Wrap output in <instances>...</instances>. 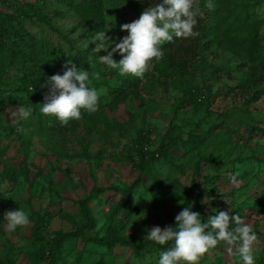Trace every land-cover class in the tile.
<instances>
[{"label":"rangeland","instance_id":"obj_1","mask_svg":"<svg viewBox=\"0 0 264 264\" xmlns=\"http://www.w3.org/2000/svg\"><path fill=\"white\" fill-rule=\"evenodd\" d=\"M5 1L12 5L22 1L35 4L41 15L50 19V26L27 19L25 30L54 47L63 57L80 50L90 51L97 59L91 67L97 66L102 77L89 76V87L106 92L100 96L98 111L93 114L82 111L78 125L58 135L40 124H48L52 118L41 114L44 100L37 99V95L42 97L48 89L41 88L33 77L32 85L25 90L21 82L24 67L18 60L3 67L0 72V100L4 104L0 113V258L6 246L3 236L7 235L17 248L22 247L19 252L7 254L14 264H43L42 253L49 251L51 245L56 246V252L48 257L53 264L95 262L102 249L80 238L64 241L57 238L73 232L82 222L77 202L85 199L91 189H104V192L88 201L95 227L83 235L85 238L103 235L99 228L121 199L112 187H132V195L123 206L127 211L123 235L131 236L136 243L143 242L153 227L162 230L174 227L176 215L191 207L200 214L202 223L219 211L239 215L260 235L253 246V256L260 251L259 255L264 257V96L245 102L254 91L264 87H250L248 100L236 94L237 87L244 83L251 40L243 27L226 17L220 0H212L213 10L204 7L206 0H200L199 16L212 18L213 27L220 33L226 30L227 39H222L221 34L219 39L201 40V43L207 41L208 48L199 50L191 70L183 76L161 64H150L145 76L138 79L135 97L126 98L118 107L112 106V91L122 83L118 71L99 62L106 52H93L95 45L91 44L84 48V42L95 33L88 31L74 12L57 0H0V12H8ZM101 2L107 22L106 35L111 38L108 51H111L128 35L121 31V26L139 19L145 9L160 0ZM249 5L257 30L259 63L264 66V0H250ZM54 10L62 16H53ZM113 59L118 63L122 57L113 53ZM95 72L92 70V75ZM21 107L32 108L27 120L17 115ZM19 125L22 131H18ZM143 131L150 132L147 151H154L164 142L170 154L154 160L148 158L138 171L131 164L133 141ZM139 177L141 180H137ZM193 178L195 182L191 186ZM18 209L29 214L30 223L10 233L4 215ZM56 210L72 217L73 223L54 216ZM118 210L120 215L116 219L121 218L124 209L119 205ZM42 214L51 216L45 229L41 224ZM234 227L230 225V229ZM30 231L36 233L39 244H25L23 236L28 237ZM226 248L223 242L219 243L199 264H241L239 257L229 256ZM160 253L151 248L134 252L128 247L115 246L112 256H105L104 262L158 264Z\"/></svg>","mask_w":264,"mask_h":264},{"label":"trees","instance_id":"obj_2","mask_svg":"<svg viewBox=\"0 0 264 264\" xmlns=\"http://www.w3.org/2000/svg\"><path fill=\"white\" fill-rule=\"evenodd\" d=\"M38 1L43 2V0ZM57 3L63 4L67 9L74 12L88 31L94 33L97 31L108 32L101 0H57ZM220 3L223 10L226 12V17L231 19V22L233 20V23H238L239 27H243L244 30L248 32V39L251 40L250 51L246 57L248 65L247 70L245 71L244 83L237 87L239 91L236 93L239 96H242V100H248L246 96H248V90L250 87H264V66L259 63L256 41L257 30L253 23V13L250 9L251 6L249 5L250 0H220ZM4 6H7L8 12H0V72L3 70L4 66H9L16 60L20 61L24 67L21 82L23 83L25 90L28 89V86L32 85L33 77L37 79V84L40 85L41 88L48 89L46 86L47 81L55 74L62 75L63 64L68 62L74 63L78 69L86 70L89 73V76H94L92 75V70H96L95 73H99V77H102L97 66L93 68L91 67V65L96 64L97 59L93 57V54L90 51L80 50L63 57V55L54 47L41 41L35 35L25 30L23 25L27 19H35L37 22L50 26V19L45 15H41L40 10L35 4L22 1L16 3V5H12L5 1ZM53 16L60 17L62 14L54 10ZM196 19L197 24L193 30L197 35L186 39L174 38L172 42L165 43L161 46L163 57L159 60H153L151 64H161L165 68L171 69L179 75H186L191 70L199 50L201 48H208L207 41L201 43V40H205L207 37L219 39L221 34L222 39H227L226 37L229 36L226 30H223L222 33H220L217 27H213L214 22L212 21V18L208 16H197ZM90 57L92 58L91 60H89ZM117 76L122 83L112 91V106L115 107L122 105L126 98L135 97V90L139 79L131 76L121 77L118 73ZM47 93L48 92L43 94L42 97L37 95V99L44 100ZM262 96H264V89L254 91L251 94L249 101L245 102L257 101ZM3 107L4 104L0 100V113L2 112ZM126 115H128L127 112ZM82 121L84 122L83 124H86L84 120ZM78 122L79 121L72 120L69 121L66 126H61L59 121L55 117H52L48 124H40L41 126H46L50 133L61 135L72 128L74 129L78 125ZM17 128L21 129L20 125L17 126ZM149 134L150 132L147 131L140 132L133 141L134 155L131 158V164L138 171L143 169L145 166V160H148V158L154 160L157 156L166 157L170 154L167 150L168 147L164 142H160L154 151H147V137ZM198 140V142L201 141V139ZM193 175V177H195L197 172ZM137 180H141L140 177ZM194 182L195 179L193 178L190 182L191 186L194 185ZM112 189L115 193L117 192L121 198L116 205H121L124 210L122 211L120 219H116L117 216L120 215V211L118 210L119 205L109 213L106 222L101 228H99L103 235L92 238H85L83 235L84 231H91L95 227V220L89 210L88 201L95 198V194L100 195L104 192V189H91L85 199L77 202L82 222L73 232L63 233L59 235L57 239L64 241L66 239L71 240L80 238L81 240L90 242L99 249H102L100 255H98L99 258L91 264H105L104 257L112 256L111 254L113 253L115 246L121 248L128 247L134 252L146 250L147 248L163 252L172 247V242H169L166 245H158L146 238L143 242L136 243L131 236L123 235L125 225V220L123 219L127 214V211L123 206L132 195V187L128 189L112 187ZM191 191L192 190H189L188 192ZM1 208L2 206L0 203V211ZM53 214L54 216L59 215L61 219L64 220L66 218L68 220L70 219L73 223L72 217L68 214L62 213L58 210ZM40 218L41 224L43 225L42 228L45 229L51 216L49 214H42ZM256 235L260 236L257 233ZM3 237L6 246L4 248L3 256L0 258V264H14V259H9L7 254L19 252L22 247L17 248L16 245L9 240V236L4 235ZM23 239L27 246L40 243V239L34 231H30L28 237L23 236ZM54 252H56V246L54 245L49 247V251L45 253L43 251L42 255L45 254L43 263L53 264L48 257H52ZM259 252L260 251H258L256 257H254L255 264H264V257L259 255ZM253 253L255 254L254 250ZM238 261L241 263L239 259Z\"/></svg>","mask_w":264,"mask_h":264},{"label":"clouds","instance_id":"obj_3","mask_svg":"<svg viewBox=\"0 0 264 264\" xmlns=\"http://www.w3.org/2000/svg\"><path fill=\"white\" fill-rule=\"evenodd\" d=\"M200 0H160L155 6L143 11L139 19L121 26L128 35L111 47V38L104 31H97L84 42V48L95 45L93 52L104 51L99 62L109 69L117 70L121 77L143 78L153 60L163 57L161 46L172 42L174 38H189L197 35L194 27L197 16L201 15ZM213 10L212 0L204 5ZM113 53H119L122 59L117 63ZM99 79V73L94 74ZM48 93L40 105L45 117H55L61 126L69 121H79L82 111L93 114L99 109L100 96L105 89L89 87V73L78 69L74 63L64 65L63 74H55L47 81ZM33 91V90H32ZM32 108L21 107L17 115L27 120ZM23 129H18L22 131ZM6 229L15 232L27 227L29 214L23 209L8 211L4 215ZM235 227L230 229V225ZM158 245L172 242V247L160 253L158 264H199L200 260L223 242L229 256H238L241 264H255L253 246L258 237L253 228L239 215H229L219 211L209 216L206 223L201 222L198 212L191 207L183 208L175 217V227H153L145 237Z\"/></svg>","mask_w":264,"mask_h":264},{"label":"built area","instance_id":"obj_4","mask_svg":"<svg viewBox=\"0 0 264 264\" xmlns=\"http://www.w3.org/2000/svg\"><path fill=\"white\" fill-rule=\"evenodd\" d=\"M43 264H48V263H43Z\"/></svg>","mask_w":264,"mask_h":264}]
</instances>
